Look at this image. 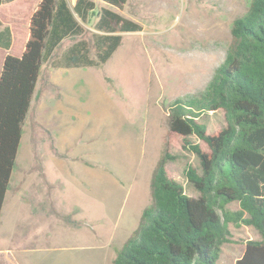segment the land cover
Masks as SVG:
<instances>
[{
  "label": "rangeland",
  "instance_id": "rangeland-1",
  "mask_svg": "<svg viewBox=\"0 0 264 264\" xmlns=\"http://www.w3.org/2000/svg\"><path fill=\"white\" fill-rule=\"evenodd\" d=\"M74 1L69 0L72 6ZM95 1V12L110 7L143 29L123 33L122 45L100 67L43 64L1 215L0 264H30L33 250L67 252L68 264L74 259L73 264H91L82 252L94 248L101 251V264H113L143 210L153 205L152 177L166 152L176 157L166 165L169 176L188 195L199 196L186 177L188 165L199 168V158L170 130V105L208 87L232 43L235 19L248 12L252 0H128L123 10ZM38 2L0 6V18L13 30L12 48H0V67L7 53H22ZM97 20L98 14L91 15L86 28L92 30ZM73 42L65 40L56 53ZM205 121L214 133L226 125L225 113L211 112ZM192 140L209 151L203 140ZM84 165L103 170L94 182L103 179L94 189L97 197L87 188L94 174L84 172ZM107 187L122 190L111 205L101 199L108 196ZM227 208L235 211L239 204ZM64 215L82 226L66 222ZM229 228L217 264H235L246 242L260 238L253 226Z\"/></svg>",
  "mask_w": 264,
  "mask_h": 264
},
{
  "label": "trees",
  "instance_id": "trees-1",
  "mask_svg": "<svg viewBox=\"0 0 264 264\" xmlns=\"http://www.w3.org/2000/svg\"><path fill=\"white\" fill-rule=\"evenodd\" d=\"M15 0H0V6ZM123 10L128 0H103ZM95 0H39L28 20L20 55L7 53L0 68V220L10 186L23 126L44 63L55 68L100 67L122 45L123 33L142 25ZM98 14L92 30L86 25ZM232 43L208 87L170 105L169 127L182 136L183 149L199 158L186 177L199 193L192 197L171 178L166 152L151 182L153 205L118 251L113 264H217L230 240L229 224L253 226L259 239L246 242L235 264H264V0H252L248 12L235 19ZM67 39L74 42L60 54ZM13 45V30L0 18V48ZM222 109L226 125L208 133L206 119ZM203 119L204 121H201ZM203 140L204 151L192 137ZM238 202V210L227 205ZM62 218L82 226L69 215Z\"/></svg>",
  "mask_w": 264,
  "mask_h": 264
},
{
  "label": "crops",
  "instance_id": "crops-1",
  "mask_svg": "<svg viewBox=\"0 0 264 264\" xmlns=\"http://www.w3.org/2000/svg\"><path fill=\"white\" fill-rule=\"evenodd\" d=\"M75 3H76V0L74 1V5H75ZM82 168H83L84 172L87 173V171H88V172H91L92 174H94L93 177L89 176L88 181H86V182H87V188H89V190H90L89 192L93 196H96L97 191H95L94 189H95L96 185L99 187V181H103V179H99L97 181L98 182L97 184H94V182L98 176H99V178H102L104 176L103 170H100V172H95V171L91 170V168L86 167L85 165L82 166L81 169ZM88 169H90V170H88ZM71 174H72V171L70 169L69 172L67 171V173L65 174L67 179H69V180L71 179V177H72ZM88 185L90 187H88ZM106 190L108 191V196L105 198L101 197V199L106 200L109 205L112 204L114 198L116 197L117 191H118L117 192L118 196L122 195V190L119 191L120 189L109 190V187H107ZM125 192L127 193V191H125ZM126 193H124V195H123L124 197L126 196ZM97 249H99V248H94V249L89 250V251H87V249H84L82 252L84 254V256L90 257L91 262H92L91 264H101V251L97 250ZM68 254L69 253H67V252L60 254L56 250L55 251H53V250H33V251L29 252L27 259H28V262L30 264H54V263H57V262H55L56 260L62 261L63 264H68L66 261L69 258ZM89 255H91V256H89ZM74 261H75V259H74ZM74 261L73 262L71 261V264L75 263Z\"/></svg>",
  "mask_w": 264,
  "mask_h": 264
}]
</instances>
